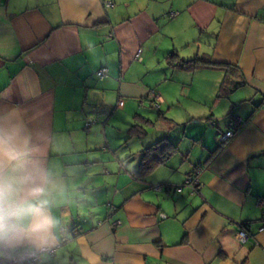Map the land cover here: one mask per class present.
I'll return each mask as SVG.
<instances>
[{
    "label": "crops",
    "instance_id": "crops-1",
    "mask_svg": "<svg viewBox=\"0 0 264 264\" xmlns=\"http://www.w3.org/2000/svg\"><path fill=\"white\" fill-rule=\"evenodd\" d=\"M198 56L240 84L220 96L225 68L180 65ZM152 90L160 109L140 114ZM117 99L135 120L118 142ZM231 114L243 124L220 145ZM10 120L49 178L55 252L39 264H264V0H0V126ZM162 139L175 152L137 178Z\"/></svg>",
    "mask_w": 264,
    "mask_h": 264
},
{
    "label": "clouds",
    "instance_id": "clouds-1",
    "mask_svg": "<svg viewBox=\"0 0 264 264\" xmlns=\"http://www.w3.org/2000/svg\"><path fill=\"white\" fill-rule=\"evenodd\" d=\"M30 144L22 123L0 126V248L41 252L55 243L56 221L46 202L49 178L32 167Z\"/></svg>",
    "mask_w": 264,
    "mask_h": 264
},
{
    "label": "built area",
    "instance_id": "built-area-1",
    "mask_svg": "<svg viewBox=\"0 0 264 264\" xmlns=\"http://www.w3.org/2000/svg\"><path fill=\"white\" fill-rule=\"evenodd\" d=\"M177 15V12H173L170 14V17H175ZM142 52L143 49L140 47L136 54L135 58L138 60L142 59ZM98 76L100 78H104L108 76V68L102 67L98 71ZM150 104L152 107L156 109H160L162 98L160 94H158L156 91L152 90L149 93L148 97ZM118 106L123 107L124 106V100H119ZM89 124V123H88ZM243 124V119L240 116L233 115L229 118L228 126L226 130L219 134L218 136V142L221 144L226 143L228 140L232 139L235 136L236 131L240 128V126ZM203 170V167L201 165H198L194 167V169L189 174L185 184L183 185L188 187L192 193L200 192V188L202 186V183L200 182L199 175L201 171ZM164 185H155L154 189L160 191L163 189ZM178 189H181L182 186L177 187ZM119 222H116L115 225H117ZM241 237L243 238L245 236V232H240ZM51 254L55 252V249L48 248L47 250ZM45 251L36 252L32 249L28 248H19L10 252H7L0 256V264H39L41 261V254Z\"/></svg>",
    "mask_w": 264,
    "mask_h": 264
},
{
    "label": "trees",
    "instance_id": "trees-1",
    "mask_svg": "<svg viewBox=\"0 0 264 264\" xmlns=\"http://www.w3.org/2000/svg\"><path fill=\"white\" fill-rule=\"evenodd\" d=\"M170 59H174V54L170 55ZM180 65L187 69H196L199 67L225 68L227 70V74L219 89L220 96L228 95L235 86L240 84L230 76L231 73H233L231 67L228 65L214 63L209 57L206 56H198L189 60H182ZM231 116H233V114H231L230 117ZM133 128H137V126L134 125ZM176 148L177 146L171 144L167 139L159 140L156 143L146 147L141 152L139 166L135 172V176L137 178H143L153 172L158 166L164 164L168 160V158L175 152Z\"/></svg>",
    "mask_w": 264,
    "mask_h": 264
},
{
    "label": "rangeland",
    "instance_id": "rangeland-1",
    "mask_svg": "<svg viewBox=\"0 0 264 264\" xmlns=\"http://www.w3.org/2000/svg\"><path fill=\"white\" fill-rule=\"evenodd\" d=\"M113 104H114V107H117L118 106V99L117 100H115V101H113ZM143 107V106H142ZM125 107H122V108H119V110L116 112V114H115V119H114V123L116 124H119L120 125V127H118V128H120L119 129V132H121V134L119 135V136H115L116 137V139L114 138V140L116 141V142H118V140H122V138L125 136L126 137V130L129 128V125H127V124H134V114L132 113V114H127L126 112H127V110H125L124 109ZM117 109V108H116ZM143 109V111H140L141 113L140 114H143V115H145V113L146 114H149V112H152V113H158V109H156V108H153V107H150L148 104H145L144 105V107L142 108ZM125 114H124V113ZM146 116H148V115H146ZM226 119H227V116L224 114L223 116H222V119L220 120V122H221V124H222V127H224V123H225V121H226ZM137 121V120H136ZM140 121V120H139ZM110 126V125H109ZM116 126V125H115ZM115 129V128H114ZM116 130V129H115ZM224 130V129H223ZM225 131V130H224ZM155 133V132H154ZM156 140V139H155ZM132 161H134V159L132 160Z\"/></svg>",
    "mask_w": 264,
    "mask_h": 264
}]
</instances>
